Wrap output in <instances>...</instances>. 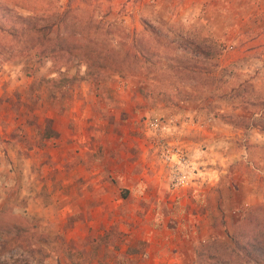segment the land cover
Instances as JSON below:
<instances>
[{
  "label": "rangeland",
  "instance_id": "rangeland-1",
  "mask_svg": "<svg viewBox=\"0 0 264 264\" xmlns=\"http://www.w3.org/2000/svg\"><path fill=\"white\" fill-rule=\"evenodd\" d=\"M79 14L158 56L119 73L71 55ZM188 107L216 128L186 145L170 129ZM65 129L82 154L56 149ZM263 202L264 0H0V264H181Z\"/></svg>",
  "mask_w": 264,
  "mask_h": 264
},
{
  "label": "trees",
  "instance_id": "trees-1",
  "mask_svg": "<svg viewBox=\"0 0 264 264\" xmlns=\"http://www.w3.org/2000/svg\"><path fill=\"white\" fill-rule=\"evenodd\" d=\"M79 16V19L74 16L70 20L71 25L68 26L72 31L62 37L59 47L80 59L84 58L88 64L119 73L142 72L153 63L149 57L158 56L150 49L147 39L128 40L130 34L118 27H115V35L119 38L116 46L110 43L114 40L112 30H107L109 35L105 38H96L93 34L103 35L101 30H97L107 22L93 21L90 15ZM57 23L54 21L44 27H58ZM155 63H158L157 60ZM194 251L195 259L191 264H264V202L248 207L234 231H226V239H207L199 243Z\"/></svg>",
  "mask_w": 264,
  "mask_h": 264
},
{
  "label": "crops",
  "instance_id": "crops-1",
  "mask_svg": "<svg viewBox=\"0 0 264 264\" xmlns=\"http://www.w3.org/2000/svg\"><path fill=\"white\" fill-rule=\"evenodd\" d=\"M196 101H197L196 99L195 100L194 99L185 100V99H181V98L178 100V102H188V104L196 103V105H197L198 102H196ZM202 111L206 112L204 109H202ZM175 113L176 114L173 115V118L177 121V123L175 122L173 124V127L170 130H172V132H174V133L176 132V134H177L176 135V140L178 142H182V144L189 145L191 140L194 142L193 138L191 136H189V135H193L194 132L197 129L211 132V130H212L211 128H216V126L214 124L209 123V120H208V116L212 117V119H215V116L214 115L212 116V114H208L207 115V114L201 113V110L198 107L197 108H191V107L184 108L181 111H177ZM60 118L61 117H59V118L57 117V119H60ZM110 129H111V127L109 128V130ZM55 130H57L56 132L60 133V131L58 129H55ZM178 134H180V135H178ZM183 134H185L187 136L185 137V136H183ZM79 135H80L79 133L76 134V132H74L72 129L63 130L61 135H59L60 138H56V141L58 143H60V146H57L56 149H65L67 151L68 150L67 148H69L68 146H71V148H74V147L79 148L80 147L81 154H82V152H84V150L86 148H84V146L79 144L77 141L70 142V140L67 139V137L68 138H70V137H78ZM110 136H111V134H110ZM188 137H191L190 138L191 140H189ZM182 139H184V140H182ZM141 146H142V149L145 150L144 144H142ZM56 149H54V150L52 149V150L55 152ZM88 150L90 151V153H85V154H86L87 158H89V161L94 160L95 161V165L100 164L98 162V160L101 159L102 155L100 153L99 148L97 149L96 147L94 148V146H93L92 149L89 148ZM104 152H107V151L104 150L103 153ZM93 153L96 156H93ZM63 155L66 156V157L63 156L62 159H60L56 163H57V166L61 167V170H59L60 176L61 177H65V175H67V177H68V168H67V166H68V162H69L70 158L68 157V155H65V154H63ZM52 156H53V160L56 161V157H54V154H52ZM113 160L115 162L116 159H113ZM117 161H119V159H117ZM56 175L58 177V173ZM145 179H146V177H143L144 181H145ZM144 181H143V186L145 184ZM143 193H145V191H143ZM134 194L135 193H133V191H132V195H134ZM127 198H128V196H127ZM148 220H151V219H148ZM151 229L153 230V234L155 236L153 235V237H151L150 239H151L152 242H154V243H156L158 245V247L156 249L159 250V249H161V247H164L165 245L168 244L166 238L162 237V238H164L163 240H162V238L159 239V237H160V236H158L159 233L156 231L155 228L154 229L151 228ZM186 257H187L188 260H186V262L184 261V263L181 262V264L192 263V261L194 259V250H193V248L187 254ZM157 259H162V258H157Z\"/></svg>",
  "mask_w": 264,
  "mask_h": 264
},
{
  "label": "built area",
  "instance_id": "built-area-1",
  "mask_svg": "<svg viewBox=\"0 0 264 264\" xmlns=\"http://www.w3.org/2000/svg\"><path fill=\"white\" fill-rule=\"evenodd\" d=\"M158 124H159L158 121H152V122L150 123V126L156 128V127L158 126ZM176 153H178V152H176ZM172 157H173L172 154H171V155H168V154L165 155V159H166V160H170ZM178 160H179V162L183 161V160L181 159V157L178 158ZM176 177H179V179H177V181H176V184H180V183L183 182V179L186 177V175H185V174H181V175L176 176Z\"/></svg>",
  "mask_w": 264,
  "mask_h": 264
}]
</instances>
